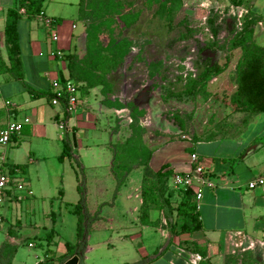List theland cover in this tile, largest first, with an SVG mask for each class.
I'll list each match as a JSON object with an SVG mask.
<instances>
[{"label": "rangeland", "instance_id": "1", "mask_svg": "<svg viewBox=\"0 0 264 264\" xmlns=\"http://www.w3.org/2000/svg\"><path fill=\"white\" fill-rule=\"evenodd\" d=\"M254 1L249 0L242 6H236L232 0H182V8L176 15L173 26L169 28L155 15L156 5L149 6L146 0H134V10L139 12L137 23L129 29L122 28V24L114 26L113 36L128 38L131 40V48L122 65L108 76L112 83V93L125 103L130 115V106L142 110L143 114L138 116V121L145 129L144 136L148 145L154 146V141L156 144L168 140L174 142L166 150L156 154L152 162L153 169L166 159L167 151L173 150L176 156L181 155V149L190 144L187 139L206 140L210 136L233 135L234 131L238 133L243 129L246 116L241 113L238 116L228 106L229 98L235 90V65L240 53L237 50L227 51V44L243 21L246 5L251 4L253 7ZM76 3L64 6L55 4L53 0H44L42 3L46 15L56 22L50 29H44L41 23L37 27L41 30L43 42H50V33L57 34L58 41L52 42V47L56 49L59 45H64V53L72 42L70 36H77L82 32ZM254 13L259 15L255 11ZM60 22L63 33L55 29ZM72 25L76 26L73 30ZM261 29L260 25L254 28L256 40L260 37L258 34ZM24 34V30L20 29L22 43L25 40ZM100 40L106 45L107 34H101ZM25 47L22 44L23 54ZM38 61L42 72L64 69V62L60 59L44 56L38 58ZM24 62L28 71L31 60L24 57ZM206 62L227 66L222 74L207 84L206 96L201 94L194 97L185 93L187 80L196 77ZM157 63L160 66L154 76L150 77V66ZM36 92L41 99L46 100L51 90L47 83ZM7 99L10 101L12 98L0 95V127L6 122L3 101ZM81 110L79 108L77 114L71 117L69 129L75 126L74 118L81 115ZM96 124L98 128L90 125L85 132L77 134L75 146L72 132L61 136L62 131L57 130L58 143L61 138V150L65 152L62 161L52 156L55 142L48 143L41 134V129L31 135L23 133L25 143L17 141L16 144L12 142L6 146L0 145V172L6 173L11 162L24 163L21 180L32 182L36 188L44 190L46 195H51L50 198H43L41 194L33 192L31 197L18 204L12 219L7 217V222L0 223V244L6 241L5 231L15 219L20 220L22 227L19 235L23 240L17 241L11 264H37L45 259L57 263L63 244H76L77 217L68 212L65 204L77 198L79 200V184L85 192V209L90 218L84 231L87 237L92 236L91 243L109 234L107 221L111 219L109 209L113 202L118 209L127 208L129 203L125 198L127 195H134L140 173L132 168L123 183L117 186L110 161L114 147L118 144L116 141H123L129 134L128 125L121 127L115 122L111 132H119V135L113 139L103 129V121ZM183 136L185 139H182ZM68 141L71 146L65 149ZM29 159L34 162L30 163ZM64 169L66 171L62 172ZM53 171H58L60 179L63 178L58 184L65 194L63 199L56 197V190L47 194L49 180L46 179ZM73 203L76 202H71L70 205H74ZM4 207H0L2 216L5 213ZM51 211L56 215L53 225L49 216ZM51 228L56 239L55 244L52 242L49 245L47 242L50 239H45V234ZM28 242H33L34 246L28 247ZM86 257L80 263H107L111 258L105 247L96 248ZM248 259L251 258L244 256L241 264H246L244 260ZM248 264L253 263L250 261Z\"/></svg>", "mask_w": 264, "mask_h": 264}, {"label": "crops", "instance_id": "2", "mask_svg": "<svg viewBox=\"0 0 264 264\" xmlns=\"http://www.w3.org/2000/svg\"><path fill=\"white\" fill-rule=\"evenodd\" d=\"M16 1L0 0V51L1 57L7 65L8 60L3 35L5 17L7 9L13 7ZM53 1L61 6L72 5L75 1L78 6L79 3V0ZM253 3V10L263 18L260 22L262 29L259 31L258 36L260 37L257 42L264 47V0H255ZM19 12L21 18L17 21V37L23 78L16 80L9 74H0V95L12 98L10 101L8 99L3 101V103L8 101L11 104V106L4 105L6 108V122L4 125L7 122H22L24 118H27L29 123L24 124L20 132L11 137L9 143L16 144L17 141L25 143V140L22 139L23 133L31 135L41 129V134L48 143L55 142L51 152H53L52 156L54 158H59L62 150L61 138L60 143H58L57 130L62 131L61 136L72 132L74 143H76L75 138H77L78 133L85 132L90 125L98 128L99 126L96 123L103 121V129L110 134V137L113 139L118 137L119 132L115 134L113 131L111 132L114 123L116 122L117 125L123 127L125 124H130L131 119L125 103L119 100V96L112 93V91L103 94L100 87H95L82 93L78 89L79 108L82 109V113L81 117L74 118L75 126L71 129L68 128V124L72 118L66 115L64 106H52L50 104V92L46 100L41 99L36 92L47 83L50 88L53 80L58 79L61 81V79L68 78L65 55L76 54L82 57L85 54L86 34L84 24L79 21L82 32L77 36H70L72 42L66 47L67 52L64 53L62 51L64 45H59L54 49L52 40L49 43L43 42L41 30L37 27L41 23L46 29L45 20H50L53 27L55 21L46 15L42 6L41 15L33 19H27L24 16V9H19ZM52 17L59 18L58 16ZM60 25L61 22L55 27L57 32H62V26ZM75 28V25L71 26V30ZM20 29L25 32L23 43L20 39ZM55 35L57 37L55 42H57L58 36ZM22 44L26 45L24 54ZM56 51L61 53L60 57L54 55ZM44 56L56 60L60 59L64 62V69L42 72V68L38 66L40 63L38 58ZM24 57L31 60L28 71H26ZM118 105L120 107H117ZM237 114L238 116L241 115ZM20 118L23 119L19 120ZM4 125L0 127V130ZM127 136L128 134L125 137ZM145 139L144 136L145 145L152 151L149 169L154 173L163 165L167 166L166 170L170 171L172 175L180 172H190L195 165L190 163L189 156L190 154L198 156L203 177L214 184L212 188L201 187L197 183L193 185L196 193H201L199 200H196L195 195L201 229L190 234L173 236L167 225L169 222L174 221V218L166 217L163 210H151L148 216L141 221L139 208L142 202L141 179L143 172L141 167L134 166L133 169L138 170L140 177L134 195H127L125 198L129 203L127 208L118 209L115 202L111 204L109 209L111 219L107 221L109 223L107 228L109 234L93 243H91L92 236L89 235L83 259H86V255L94 252L96 248L105 247L111 256L109 261L107 263L94 262L90 264H140L139 262L145 258L148 260L141 264H190V255H199L191 250L188 245L193 243L205 251V256L199 255L201 260L198 264H232L230 258H241L245 253L248 254L247 257L251 258V263L264 264V187H256L252 190L247 188L250 181L264 174V113L249 117L248 123L244 124L243 129L238 133L234 131L233 135H218L209 140L198 141H195L197 139L192 141L187 139L190 144L181 149L183 150L181 155L176 156L173 150L167 151L166 159L156 169L152 168V162L156 154L166 150L174 142L168 140L156 144L154 141V146H152L148 145ZM177 139L174 138V140ZM48 147L50 148V146ZM11 156H13L12 153ZM112 160L113 154L110 161L111 166ZM29 162L33 163L34 161L29 159ZM17 165H24V163L11 162L7 166L6 173L0 172L10 180L13 179L16 183L23 184V190H18L14 186L15 182L9 183V190L5 192L6 198L3 205L5 206V216L0 214V223L7 222V217L12 219L14 212L17 211L18 204L31 197L33 192L41 194L43 198H50L49 196H51L46 195L44 190L36 188L32 182L22 181L20 175L24 170L17 169ZM65 171L64 169L62 172ZM46 180H49L47 194H52L56 190V197L63 199L65 194L58 185L63 181V178L60 179L58 171H53ZM169 185L172 187V179L169 180ZM77 200L78 198L71 202L77 203ZM71 202L65 205L68 212L73 214L71 211L76 203L70 205ZM49 216L53 225L56 215L51 211ZM21 228L18 219H15L14 223H10L5 231V242L16 245L17 241H22L23 239L19 235ZM33 238L36 239V236ZM45 239H50L47 242L49 245L52 242L55 244L56 237L53 235V228L45 234ZM33 246V242H28V247ZM64 253L65 247L63 244V251L59 253V256ZM242 262V259H238L235 264H241Z\"/></svg>", "mask_w": 264, "mask_h": 264}, {"label": "trees", "instance_id": "3", "mask_svg": "<svg viewBox=\"0 0 264 264\" xmlns=\"http://www.w3.org/2000/svg\"><path fill=\"white\" fill-rule=\"evenodd\" d=\"M232 2L236 6H242L249 0H232ZM146 4L156 5L155 15L169 28L173 26L175 17L182 8V0H146ZM133 5L134 0H79L78 18L84 24L86 34L85 54L82 57L76 54L64 56L67 61L68 78L61 79L62 82H73L82 93L95 87H100L103 94L112 91L108 76L122 65L131 48V40L113 36L114 26L122 24V28L129 29L137 23L139 12L134 10ZM41 6L42 0H17L13 7L7 9L3 35L8 65L2 59L0 51V74H9L16 80L23 78L17 37V21L21 18L19 9H24V16L27 19H33L41 13ZM252 10L251 4L246 5L243 21L227 44V51L237 50L240 53L235 65V90L229 98L228 106L234 112L246 116L243 120L244 124L248 123L249 117L264 113V47L257 42L254 32V28L263 18ZM103 33L108 37L106 45L100 40V35ZM159 66L160 63L150 66V77L154 76ZM226 66L227 64L219 66L204 63L198 75L187 80L184 92L194 97L201 94L206 96L207 84L222 74ZM130 108L132 110L131 122L128 124L130 132L123 141L117 142L113 152L111 171L117 186L123 183L134 166L141 167L143 173L140 220L145 219L151 210H163L166 217L174 218V221L167 225L171 235L199 231L201 225L195 202L196 191L193 187L185 190L173 189L169 185L172 173L166 170V165L161 166L155 173L149 169L152 151L144 143L145 129L138 121V116L143 112L132 106ZM212 138L213 136H210L207 140ZM70 146L68 141L64 147L66 149ZM64 154L63 151L58 158L59 161H62ZM16 167L19 170L25 169V165ZM77 192L80 198L71 211L77 217V242L74 245L64 243L65 253L56 259L57 263L45 259L42 264H64L73 256H78L79 264H82L80 261L83 259L87 242L84 228L90 218L85 209V192L82 185H77ZM188 245L194 252L205 256L203 248L193 243ZM14 253L15 245L3 242L0 245V264H11ZM247 255L245 253L241 258H230L231 263H237L238 259L243 260L244 256L247 258ZM146 260L148 259L145 258L139 263ZM250 261V259L244 260L246 264Z\"/></svg>", "mask_w": 264, "mask_h": 264}, {"label": "built area", "instance_id": "4", "mask_svg": "<svg viewBox=\"0 0 264 264\" xmlns=\"http://www.w3.org/2000/svg\"><path fill=\"white\" fill-rule=\"evenodd\" d=\"M40 15L41 14H39V16ZM44 25L47 27V29L52 28V22L50 20H45ZM50 35L51 40L55 42L57 39L55 33H50ZM54 55L60 57L61 53L59 51H56ZM50 88V104L52 106L63 105L65 112L69 117L75 116L78 112L80 105L79 90L77 85L70 81L61 82L60 80L56 79L51 82ZM4 105L11 106L10 102L8 101H6ZM27 123H29V120L27 118H24L22 122H7L4 127L0 130V145L6 146L9 143L11 137L15 134H18L22 129V126ZM182 139H185V137L183 136ZM189 161L191 164L195 165L194 168H192L190 172L173 174L171 177L173 189L185 190L189 187H193L194 183L199 184V186L201 187L212 188L214 184L211 181L207 180V178L203 177L202 167L199 165L198 156L196 154H190ZM14 182L15 181L13 179L10 180L7 176L0 174V207H2L5 203V192L6 190H9V183ZM14 186L18 190H23V184L15 182ZM256 187H264V174L250 181L247 184V188L250 190ZM200 198L201 193L197 192L196 200H199ZM200 260L201 258L199 255H190V264H198Z\"/></svg>", "mask_w": 264, "mask_h": 264}, {"label": "water", "instance_id": "5", "mask_svg": "<svg viewBox=\"0 0 264 264\" xmlns=\"http://www.w3.org/2000/svg\"><path fill=\"white\" fill-rule=\"evenodd\" d=\"M73 143H74V139H73ZM74 145H75V143H74ZM37 264H42V263H37ZM64 264H79V258H78V256H73L72 258L67 260Z\"/></svg>", "mask_w": 264, "mask_h": 264}]
</instances>
